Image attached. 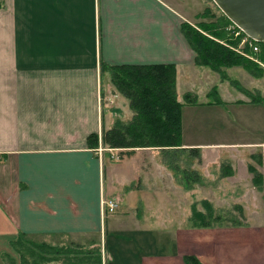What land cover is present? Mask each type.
Wrapping results in <instances>:
<instances>
[{
    "label": "crops",
    "instance_id": "1",
    "mask_svg": "<svg viewBox=\"0 0 264 264\" xmlns=\"http://www.w3.org/2000/svg\"><path fill=\"white\" fill-rule=\"evenodd\" d=\"M195 20L187 0H0V264L18 232L51 237L39 242L52 247L111 233L108 264H264V187L253 186L249 171L264 177V137H232L242 135L236 121L253 126L246 133L264 132V105L224 99L226 83L196 66L182 31ZM152 65H175L179 101L188 93L200 100L183 109L180 150L187 158L198 149L199 183L181 180L164 160L174 150L88 146L91 134L102 141L117 120L134 116L104 68ZM213 88L223 105L209 104ZM254 197L248 220L237 216L242 226L192 228L193 205L208 201L236 215L229 206L243 209ZM110 199L115 214L106 213Z\"/></svg>",
    "mask_w": 264,
    "mask_h": 264
},
{
    "label": "trees",
    "instance_id": "2",
    "mask_svg": "<svg viewBox=\"0 0 264 264\" xmlns=\"http://www.w3.org/2000/svg\"><path fill=\"white\" fill-rule=\"evenodd\" d=\"M208 12L209 10H206L202 17ZM224 18L226 21L222 20V23H217V26L183 24L184 37L196 53V66L208 68L217 73L222 82H230L234 88L250 99L251 104L264 105V97L259 92L257 94L244 88L238 80L231 79L226 71L242 66L253 77L263 78L264 68L256 61L264 64V43L254 42L258 47V52H254L249 46H245L242 52L237 51L242 37H234L229 31V28L234 24L226 16ZM105 69L111 73L112 83L117 91L129 101L134 116L127 123L117 120L111 130L103 133L102 144L112 149L153 148L163 151H184L183 109L186 106L199 105V100L197 95L188 93L184 95L183 102L179 101L176 66H107ZM208 98L211 105L224 104L217 88L211 90ZM238 103L243 104L244 102ZM88 146L93 150L100 148L99 134H91L88 137ZM190 155L200 158L198 149L190 150ZM256 163L262 166V162L257 158ZM168 164L174 171H178V168L171 162ZM249 171L253 175L254 185L259 190H263V174L252 165L249 166ZM228 175H232V170L230 173L224 174V176ZM201 206L202 210L199 209L198 204L193 205L192 228H215L224 226L226 222H232L234 226H242L240 219L232 212H219L208 201L202 202ZM240 212H242L241 208ZM11 247L19 255L20 264H50L59 262V260L57 257H47L43 250L51 252L49 255H54L62 252L59 249L74 250L80 246L52 247L49 244L35 241L31 235L18 232L16 238L11 242ZM36 253H42L43 257L41 255L33 259ZM69 253L73 254L74 252ZM4 261L7 264H16V261L7 255L4 256ZM185 261L187 264H201L196 257H186ZM71 264H75V262L73 261Z\"/></svg>",
    "mask_w": 264,
    "mask_h": 264
},
{
    "label": "rangeland",
    "instance_id": "3",
    "mask_svg": "<svg viewBox=\"0 0 264 264\" xmlns=\"http://www.w3.org/2000/svg\"><path fill=\"white\" fill-rule=\"evenodd\" d=\"M202 2V4H201ZM187 4L189 6L190 12L192 13V15L194 16V18H196V20L194 21V25H199V24H208V25H216L217 23H222L221 21L223 20L224 22L226 21V19L224 18V14L222 13V11L217 7V5L212 1V0H187ZM209 10L207 15H204V17H202V14L206 11ZM197 15V16H195ZM227 18V17H226ZM228 19V18H227ZM229 20V19H228ZM230 21V20H229ZM232 28V27H230ZM229 28V29H230ZM257 60V59H256ZM258 63L260 64V66L262 68H264V64H262L261 62L258 61ZM229 70V71H228ZM228 72V74L230 75V77L234 80H238L242 86H244L246 89L250 90L251 92L257 93L259 92V90H262L263 92V96H264V77L261 79L255 78L252 75L248 74V72H246L244 70V67L240 66V67H234L231 70L227 69L226 70ZM221 78V77H220ZM226 83L223 87H222V93H223V97L224 99L228 100V101H234V100H239V99H246L248 98L247 96H245L243 93H241L240 91H238L236 88H234L230 82L226 81L224 82ZM200 89V88H199ZM201 97H204V95L202 94ZM249 99V98H248ZM182 100L183 97H182ZM250 100V99H249ZM200 101V100H199ZM240 116H247V115H240ZM240 121H242V118L240 119ZM234 122V121H232ZM234 126L239 127V129L242 131H239L240 133H242V135L237 136L236 134H234L232 137L234 139H236L237 141H251V140H259L261 139V137H264V132L262 131H255L253 134H249L246 133V131L250 130L253 128L250 127H246L241 125V123H239V121H236L233 123ZM234 126L232 127V129L234 128ZM209 127L211 129V127L213 126H201L199 128V131L202 132V128L205 129ZM257 128H263V127H257ZM235 132V129H233ZM245 133V134H244ZM208 135H213V133L211 132H207ZM244 134V135H243ZM259 136V137H257ZM102 144V141L100 140V145ZM169 151V150H168ZM183 151V150H182ZM180 152V151H179ZM174 152V151H170V152H166L164 153V160L168 163L171 162L173 164V166H176L178 168V171H176V173L178 175H180V179L181 180H190L192 182V184H196L199 183L200 181V173L197 171H194V167L193 165H198L200 164V162L197 161H201V158H193V163L191 162V159L189 161H187L188 157H191L190 154L188 153V157L186 158L185 156V152ZM214 155L215 153H212V156L208 157L206 160V163H204V161L201 162V164L208 165V167H210L214 161ZM199 159V160H197ZM258 160V159H257ZM211 170V169H210ZM199 177V178H197ZM254 184V183H253ZM258 191L259 189L253 185ZM257 197L248 199V200H254L252 205H248L247 203H244L243 205H239L243 207V214H240L239 210L240 208L237 209L235 205L234 206H229L230 211L235 212L236 216L238 217H245L244 220L247 221L248 216L250 214H252L255 209H256V199ZM247 200V201H248ZM161 210L163 211V208L169 207L167 205L165 206H160ZM199 208L202 209V206H199ZM107 214H115V212L113 213H108L106 211ZM167 214L165 215V221H161L160 223L162 224L161 227L165 224L167 225ZM105 222V221H104ZM155 226H157V222L155 224ZM13 231V229H12ZM162 232V230H161ZM14 233V232H13ZM36 240L39 241H45L47 239H49L50 241L53 240V238L51 237H44V236H34ZM88 240H80L77 239V237H69L64 239L65 243H77L80 242L84 243L82 246L75 248L74 250L72 249H59L60 253H55L54 255H49L51 252H46L45 250H43V252L46 254L47 257L52 258V257H57L59 262L61 264H71V262H75V264H108L109 259H112V256L109 255V253L107 252V249L109 248L110 253H113V244L115 241V239L112 237V234L109 233V236L106 237L104 236L101 237V235L97 236V237H85ZM120 242V241H119ZM123 243V242H120ZM125 245H130L128 242L123 243ZM12 255L14 256V258L12 257V255H9V257L13 260H17L20 264V257L19 255L14 251V249H12ZM73 251V254H70L69 252ZM53 254V253H52ZM5 255V254H4ZM42 253H36L33 256V259L37 258V256H41ZM43 257V255H42ZM4 259V258H3Z\"/></svg>",
    "mask_w": 264,
    "mask_h": 264
},
{
    "label": "water",
    "instance_id": "4",
    "mask_svg": "<svg viewBox=\"0 0 264 264\" xmlns=\"http://www.w3.org/2000/svg\"><path fill=\"white\" fill-rule=\"evenodd\" d=\"M245 35L264 43V0H212Z\"/></svg>",
    "mask_w": 264,
    "mask_h": 264
},
{
    "label": "built area",
    "instance_id": "5",
    "mask_svg": "<svg viewBox=\"0 0 264 264\" xmlns=\"http://www.w3.org/2000/svg\"><path fill=\"white\" fill-rule=\"evenodd\" d=\"M229 31L232 32L235 38L242 37L241 44L239 46V49H237V51L242 52L245 46H249L250 48L254 50V52H258V47L254 44L255 41L252 40L247 35H245L239 28H237L236 26H233L232 28L229 29ZM101 151L102 149H100V152ZM104 207L108 213H113L117 211L119 204L117 200L110 199L104 202Z\"/></svg>",
    "mask_w": 264,
    "mask_h": 264
},
{
    "label": "bare ground",
    "instance_id": "6",
    "mask_svg": "<svg viewBox=\"0 0 264 264\" xmlns=\"http://www.w3.org/2000/svg\"><path fill=\"white\" fill-rule=\"evenodd\" d=\"M188 46V45H187Z\"/></svg>",
    "mask_w": 264,
    "mask_h": 264
}]
</instances>
